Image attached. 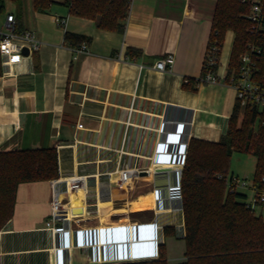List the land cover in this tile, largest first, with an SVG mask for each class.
I'll return each instance as SVG.
<instances>
[{"label": "crops", "instance_id": "0c3cea01", "mask_svg": "<svg viewBox=\"0 0 264 264\" xmlns=\"http://www.w3.org/2000/svg\"><path fill=\"white\" fill-rule=\"evenodd\" d=\"M54 2L26 12L24 0L9 11L43 45L0 75V151L54 148L59 174L18 186L13 216L0 230V264H55L57 246L67 247L58 251L61 263L126 259L104 241L144 225L148 239L131 246L129 258L154 259L162 245L167 255L164 229L185 231L177 185L189 144L219 141L237 101L228 85L194 83L203 74L218 0H131L123 31L99 28L71 14L63 0ZM57 16L67 19L65 28ZM66 31L90 38L87 51L66 44ZM129 48L142 54L131 56ZM168 54L175 55L173 67L156 70ZM127 169L133 176L124 184ZM75 176H86V184L70 190L67 178ZM55 192L64 204L60 215L69 219L57 236L47 226Z\"/></svg>", "mask_w": 264, "mask_h": 264}, {"label": "trees", "instance_id": "16d2710c", "mask_svg": "<svg viewBox=\"0 0 264 264\" xmlns=\"http://www.w3.org/2000/svg\"><path fill=\"white\" fill-rule=\"evenodd\" d=\"M6 1L0 0V12ZM22 7V0H9ZM54 0H33L34 9L44 12ZM251 0H218L210 42L224 44L228 31L234 40L230 54L231 69H238L241 56L251 44L264 48V31L251 33L247 15ZM264 2V0H263ZM131 0H63L71 14L92 19L99 28L123 31ZM17 27L21 23L15 15ZM65 43L79 46L89 42L85 35L65 32ZM131 56L141 55L129 48ZM4 67L0 56V75ZM204 72V70H203ZM255 79L264 85V49ZM195 86L199 84L194 81ZM243 115L242 124L238 119ZM250 153L257 158L254 184L264 188V111L254 105L242 107L236 101L228 130L219 141L192 139L184 161L181 194L185 231L164 229L165 236L185 241L184 259L170 263L164 251L158 258L118 264H264V219L247 206L245 193L228 192L227 178L233 152ZM58 156L54 148L0 151V230L14 213L18 186L25 182L52 180L58 177ZM264 206V205H263ZM8 213V216H7ZM165 254V255H164Z\"/></svg>", "mask_w": 264, "mask_h": 264}, {"label": "built area", "instance_id": "2783aa9c", "mask_svg": "<svg viewBox=\"0 0 264 264\" xmlns=\"http://www.w3.org/2000/svg\"><path fill=\"white\" fill-rule=\"evenodd\" d=\"M243 2L245 0H242ZM251 11L247 15V18L251 22V33H259L264 31V2L263 0H251ZM4 12H0V56L2 60V66L4 67V73H10L13 67L23 61L25 58L34 56L41 49L43 42L37 37L36 33L31 30H19L17 27V21L15 14L7 12L4 20L1 19ZM56 22L63 28L66 27L67 19L57 16ZM27 48L29 53L25 55L23 50ZM88 49L86 41H83L78 47H75V52H85ZM263 47L258 44H251L248 46L246 52L241 56V63L238 69H231L230 57L224 60L223 57V45L217 41L209 44L205 62L204 72L199 80V83H222L228 85L236 91L237 101L240 102L244 108L248 105H254L258 109L264 111V85L260 84L255 79L256 71L258 70V62L263 52ZM227 61V62H226ZM175 63V55L168 54L164 58L158 60L154 64V68L159 71H166L168 68H172ZM82 126V124H80ZM133 176V170L127 169L121 171V182L127 183ZM182 177V176H181ZM179 178V172H178ZM87 181L86 176H75L67 178V186L70 190H76L85 186ZM178 180V196L179 209L183 210L182 194H181V182ZM264 181V179H263ZM228 192L234 193L239 188H250L252 190V196L247 202V206L256 211L258 206L264 205V188H259L254 182L249 186V182L246 179H240L233 177L227 178ZM63 200L59 193L55 192L52 199V214L51 218L47 221V226L51 227L55 236L61 235L68 231V227L65 223L69 221L68 218L60 215L63 210ZM62 222L64 226L56 227V222ZM157 238V243L160 240ZM67 247H56V260L55 264H71L70 261L64 263L58 260V251L66 249ZM159 256L156 255L154 258ZM98 263V262H96ZM102 264V263H98ZM104 264V263H103Z\"/></svg>", "mask_w": 264, "mask_h": 264}, {"label": "rangeland", "instance_id": "374dc122", "mask_svg": "<svg viewBox=\"0 0 264 264\" xmlns=\"http://www.w3.org/2000/svg\"><path fill=\"white\" fill-rule=\"evenodd\" d=\"M55 1V0H54ZM26 3V12L29 10L28 8L32 7V0H25ZM22 4H24V0H22ZM54 6H58L56 2H53ZM15 3L11 1H6L5 5V11L1 17L2 20L5 18V14L9 11H15ZM233 34L231 31H228L224 44H223V53L227 57L228 60L232 51L233 47ZM227 62V61H226ZM243 115L240 116L238 119V125L240 126L243 121ZM257 158L250 154V153H241V152H233L231 163H230V169H229V176H234L236 178L240 179H246L249 183L252 182L254 179V173L256 168ZM240 189V188H239ZM246 193V197L244 200L246 202H249L251 196H252V190L249 188L244 189ZM256 214L258 216H262L264 219V206H258L256 208ZM8 216V213H7ZM166 244H167V255L169 258L170 263H178L182 261L181 259L184 257L185 253V241L183 239H177L172 236L166 237ZM165 251L164 249H161V254H163ZM165 255V254H164ZM158 258V257H157ZM155 259V258H154Z\"/></svg>", "mask_w": 264, "mask_h": 264}, {"label": "water", "instance_id": "95a60500", "mask_svg": "<svg viewBox=\"0 0 264 264\" xmlns=\"http://www.w3.org/2000/svg\"><path fill=\"white\" fill-rule=\"evenodd\" d=\"M23 53L25 55H28L29 51L27 48L23 50ZM164 171H169V170H158V172H164ZM179 172V179L181 182V176H182V171ZM148 227L147 225L144 226H137L133 228H126V229H120L121 233H114L112 232L111 235L106 238L104 241L105 243L108 244H114V245H109L108 248L116 247L118 250H121L124 253H127V258L126 259H120V260H114V261H109L106 262L105 264H118V263H125V262H135V261H146V260H151V259H133L129 258V252L132 246V249H137L141 248L144 246V243L141 241H144L148 239L146 235L143 232V228ZM124 231V234H122V231ZM96 243V242H95ZM93 264H98V263H93Z\"/></svg>", "mask_w": 264, "mask_h": 264}, {"label": "bare ground", "instance_id": "6f19581e", "mask_svg": "<svg viewBox=\"0 0 264 264\" xmlns=\"http://www.w3.org/2000/svg\"><path fill=\"white\" fill-rule=\"evenodd\" d=\"M155 255V254H154Z\"/></svg>", "mask_w": 264, "mask_h": 264}]
</instances>
